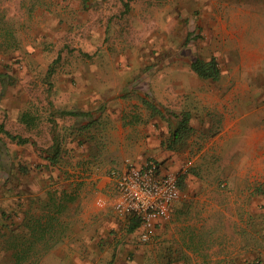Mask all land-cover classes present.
<instances>
[{"label": "rangeland", "instance_id": "1", "mask_svg": "<svg viewBox=\"0 0 264 264\" xmlns=\"http://www.w3.org/2000/svg\"><path fill=\"white\" fill-rule=\"evenodd\" d=\"M2 6L19 47L0 48V123L47 152L56 137L61 153L53 165L31 142L0 132V264H15L21 246L14 244L32 215L48 225L53 247L38 244L21 264H264V0H3ZM198 57L216 59L219 79L191 69ZM222 90L223 148L212 143L218 117L199 107ZM143 97L194 115L195 131L176 146L179 169L208 147L180 177V216L166 237L154 233L147 242L140 229L129 230L131 217L108 202L100 206L89 191L81 190L94 207L85 211L87 204L77 203L81 187L67 182L76 173L64 166L101 140L95 125L78 135L68 131L86 128L91 118L59 114ZM24 112L33 118L30 127L20 121ZM237 116L256 128L253 146L247 127L240 135L224 131L225 119ZM58 203L64 206L56 212Z\"/></svg>", "mask_w": 264, "mask_h": 264}, {"label": "crops", "instance_id": "2", "mask_svg": "<svg viewBox=\"0 0 264 264\" xmlns=\"http://www.w3.org/2000/svg\"><path fill=\"white\" fill-rule=\"evenodd\" d=\"M208 96L212 97L210 94H208ZM143 98H141L140 101L133 99L118 101L116 104L112 102L107 104L101 103L97 106L98 102L93 106L81 108L82 111L91 112L90 115H81V117L86 119L91 118L84 122L83 126L86 125V128L82 127L84 128L82 130L71 128L68 130L73 131L74 135L85 133L89 130V121L94 120L91 126L95 125L98 127L93 132L94 136L96 140H101V143L96 145L95 149H91L92 151H83V148H81V152L79 151L77 156L72 159L74 162H72L70 166H64V171H68L69 174L71 172L76 173V175L68 179L67 182H74V185L78 184V186L81 187L77 189L78 192L75 194L79 199L77 202L78 204H87L85 211L89 210L88 204L92 205V207H94V204H92V201L89 203L86 200L84 201L82 189H85V194L86 191H89L88 197H102L106 204L108 202V205L114 208L118 197V190L113 172L124 171L131 163L139 166L143 165L148 159L156 158V160L161 162L167 161L166 164L171 170H178L181 163H183L181 162V152L176 146L170 144L171 130L175 125V118L167 112V109L177 111L182 107L165 101H153L145 97ZM213 98L212 101H204L199 107H204L206 114L209 109H211V111H213L212 115L216 114L215 116L218 117L220 127L214 132L217 135L213 138L214 140L212 143L216 141V143L223 148V90L221 94ZM175 107L177 110L174 109ZM190 116V123L193 125L194 115L190 114ZM67 117L80 116L68 115ZM213 123H215V121H212V124ZM244 126L245 121L243 117L237 116L233 121L227 117L225 119L224 131L230 136L240 135L243 129L247 127L246 130L249 136L246 139L249 140V146H253L254 142L257 141V137H254V135L258 134L255 131L256 128L250 123ZM108 140L110 142L109 149L108 146H105ZM206 149H208V147H204L197 156L191 158L187 163L190 164L192 161L195 162V158L202 155ZM186 151L185 154L188 155L190 150ZM221 164L223 166V162ZM246 169V171H249L248 167H246ZM167 171L168 170L164 167H160V172L166 173ZM250 171H254L252 164ZM80 199L84 202L81 203ZM178 202L179 201L174 205L172 219L162 222L154 231V233L162 234V238L166 237L165 228L174 221L175 216H180V212L176 213ZM178 231L181 233L180 228ZM188 248H190V246ZM190 249L196 250L195 248Z\"/></svg>", "mask_w": 264, "mask_h": 264}, {"label": "trees", "instance_id": "3", "mask_svg": "<svg viewBox=\"0 0 264 264\" xmlns=\"http://www.w3.org/2000/svg\"><path fill=\"white\" fill-rule=\"evenodd\" d=\"M2 1L0 0V48L5 50H15L19 47V40L16 34V27L14 23L10 20L7 14V7L2 6ZM191 69L196 72L202 79H219L221 75V69L215 58L211 60H203L198 57L191 62ZM167 112L174 116L175 125L171 130L170 144L177 146L182 144L194 131L193 125L190 123L191 116L188 111H175L167 109ZM61 116H81V115H90V111L82 110H67L63 109L59 111ZM33 118L28 112H24L20 121L25 123L27 127H30L32 124ZM94 120L89 121V126L92 125ZM0 132L5 133L8 138L12 141L17 142L18 144H26L31 142L40 152V154L46 156V158L51 164L55 165L60 157V143L56 137H53V145L48 150H43L38 147L37 143L29 137H25L19 134H14L8 129H6L4 123H0ZM181 189H184V184H181ZM57 207L56 212H59L63 209L61 203L55 204ZM52 213L48 215L50 221L56 220L57 213ZM134 223L130 226V231H136L140 227V220L137 217H131ZM28 231L19 235L20 237L16 240L15 247L21 246L18 251L13 252L15 264H21L24 260L28 258V255L37 247L38 244H43L45 250H49L53 247V244H49V237L47 233L49 232L48 225L39 217L32 215L27 219ZM44 250V251H45ZM43 251V252H44ZM42 251L39 254L43 253Z\"/></svg>", "mask_w": 264, "mask_h": 264}, {"label": "built area", "instance_id": "4", "mask_svg": "<svg viewBox=\"0 0 264 264\" xmlns=\"http://www.w3.org/2000/svg\"><path fill=\"white\" fill-rule=\"evenodd\" d=\"M188 167L186 163L181 169L162 173L158 163L148 159L143 165L130 164L124 171L113 172L118 190L115 211L139 218L141 241H149L158 225L172 219L174 205L183 196L179 180ZM97 202L105 204L102 197Z\"/></svg>", "mask_w": 264, "mask_h": 264}]
</instances>
